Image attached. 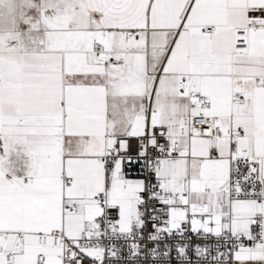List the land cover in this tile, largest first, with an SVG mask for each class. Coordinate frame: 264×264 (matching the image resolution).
<instances>
[{
	"label": "snow or ice",
	"instance_id": "6c2138e0",
	"mask_svg": "<svg viewBox=\"0 0 264 264\" xmlns=\"http://www.w3.org/2000/svg\"><path fill=\"white\" fill-rule=\"evenodd\" d=\"M0 264H264V0H0Z\"/></svg>",
	"mask_w": 264,
	"mask_h": 264
}]
</instances>
